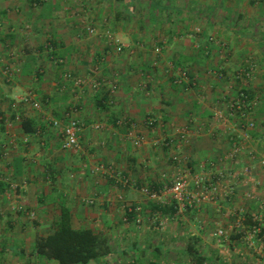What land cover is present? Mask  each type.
<instances>
[{"label":"crops","instance_id":"crops-1","mask_svg":"<svg viewBox=\"0 0 264 264\" xmlns=\"http://www.w3.org/2000/svg\"><path fill=\"white\" fill-rule=\"evenodd\" d=\"M118 37L127 38L118 41L122 51ZM243 89L256 103L232 116ZM27 93L43 112L16 102ZM72 105L84 123L78 151L62 148L60 129L46 119ZM235 143L245 146L235 162H220ZM263 143L264 0H0V264H59L32 251L62 207L74 228L107 237L111 251L98 264H185L164 261L168 249L153 237L189 234L205 244L217 226L230 225L245 192L264 198L263 168L247 182L227 175ZM100 163L114 173L95 171ZM217 168L233 194L171 212L170 176L186 173L194 190L196 176L218 179ZM156 217L176 224L157 229Z\"/></svg>","mask_w":264,"mask_h":264},{"label":"built area","instance_id":"built-area-1","mask_svg":"<svg viewBox=\"0 0 264 264\" xmlns=\"http://www.w3.org/2000/svg\"><path fill=\"white\" fill-rule=\"evenodd\" d=\"M90 33H95V30L91 27L88 28ZM107 36L110 40H115L114 36L111 32L107 31ZM116 50L122 51L123 45L116 41ZM56 62H62V58L54 59ZM181 71V77L187 76L185 70ZM252 72L248 71L245 73V80H249ZM241 75V73H240ZM66 77H69L68 74H65ZM247 78V79H246ZM68 79V78H66ZM85 83V78L78 77L75 79V84L78 86H82ZM94 88L98 89L99 82H93ZM115 83L112 84L111 89L114 90ZM246 96V94H244ZM16 102L30 104L33 108L44 111L42 108V104L39 100L35 99L34 95L31 93L23 94L21 96L15 97ZM242 101V100H241ZM239 97L238 99L231 103L230 107V115L236 116L238 114L246 115L248 112L242 110V103ZM243 100L242 102H244ZM111 102H113L111 100ZM79 108L77 105L69 106L63 113V116L60 118H56L54 116H46V119L54 128H58L61 131L62 135V148L72 151H78L81 148V131L84 128L83 121L75 114H77ZM216 117L221 118L222 115L216 113ZM99 127V125H97ZM257 127V123L254 120H249L248 128L254 129ZM187 131V129H183ZM41 130H37L36 133H40ZM185 134V133H184ZM25 142L28 141V137H25ZM141 141V137L138 136L135 139V143L139 144ZM245 149L243 144L235 143L233 147L226 152L222 158H220V162H235V158L242 153ZM248 157L250 162L243 161L241 167L239 169H233L232 172L227 171V175L231 179L241 178L246 182L251 179L253 170L256 166H259L264 169V143L262 144L261 151H258L255 148L248 150ZM180 157L175 156V159L179 160ZM228 167L223 168L226 170ZM114 168L110 165L106 166L104 163H100L95 166V171H108L112 174L114 173ZM222 170V168H217V176L218 179H205L204 177L196 176L195 178V189L190 190L189 181L186 173L178 174L172 180V183L167 188L169 193L177 202L179 208H186L187 205H201L205 202L210 201H218L221 195L228 196L229 194H233L236 191L234 185L229 182L225 183L226 172ZM121 182L123 185H128L130 183V179L127 177H122ZM258 184V182H256ZM142 191L150 196L155 195V191H152L149 187L144 186ZM246 200H253L255 206L253 208H249L248 206H232L229 211L233 216V220L230 225L227 227L217 226L212 235L218 240L219 243L229 241L233 233H237L239 235V239L243 242L250 250L254 251L260 259V263L264 264V198L261 197L256 189L249 190L244 194ZM129 211H135L133 207H129ZM157 219V217H156ZM170 217L158 218L155 220L159 227H164L166 223L170 220ZM137 222H140V218H136ZM249 220L247 224L246 221ZM37 264V263H36ZM188 264V263H185Z\"/></svg>","mask_w":264,"mask_h":264},{"label":"trees","instance_id":"trees-1","mask_svg":"<svg viewBox=\"0 0 264 264\" xmlns=\"http://www.w3.org/2000/svg\"><path fill=\"white\" fill-rule=\"evenodd\" d=\"M53 59H56V57ZM246 72L247 71L244 73ZM186 75H188V71H186ZM244 94H246V96H244ZM238 97L240 101L245 100L244 102L241 101L242 110L246 112L251 111L253 102L255 101L256 103V100H252V95H249L247 91L243 89L232 99L231 103L235 102ZM172 200L174 203H172L171 212H175L178 209L176 207L177 202L174 199ZM246 223L248 224L249 220H247ZM232 237L239 239L237 233ZM199 242V237L189 235L184 251L194 259L192 261L194 264H207L211 258L204 255L199 250ZM110 251V242L102 232L95 231L91 227L74 228L70 223L69 209L67 207H62L59 217L55 222L54 230L48 234L37 235L32 253L46 261L55 260L59 264H88L91 261L100 259L110 253ZM149 264L158 263L155 260L151 261Z\"/></svg>","mask_w":264,"mask_h":264},{"label":"rangeland","instance_id":"rangeland-1","mask_svg":"<svg viewBox=\"0 0 264 264\" xmlns=\"http://www.w3.org/2000/svg\"><path fill=\"white\" fill-rule=\"evenodd\" d=\"M186 71V70H185ZM181 73V71H180ZM235 76V75H233ZM236 77V76H235ZM234 77V78H235ZM237 78V77H236ZM21 96V95H20ZM219 114V113H218ZM215 118L216 114H215ZM210 174V172H209ZM207 174V177H210V175ZM174 177L170 176V180H173ZM169 179V178H168ZM189 181V180H188ZM191 190V187H190ZM156 193V192H155ZM158 194V192H157ZM221 197H224V195H221ZM169 198V196H168ZM242 200L239 198L238 201ZM243 202V201H242ZM253 200H244V204L246 206L252 207ZM250 204V205H249ZM172 223V222H171ZM167 223L166 226L168 225L169 227L166 230L171 229L172 227L174 228L176 222L173 220V223ZM153 226H157V229H160L161 227H158L157 223H153ZM191 227V226H190ZM209 227V226H208ZM162 229V228H161ZM189 229V228H187ZM156 230V229H155ZM162 236V235H161ZM189 234H185L184 236L180 237H175V238H168L167 236H164L162 238H158V236L155 235L152 239V244L156 245L160 240H163L164 247L168 249L163 256L164 261H167L168 263L170 261H177V262H184L186 263L187 261H191L189 263H192L194 259L187 253L183 252L184 248L187 245ZM210 234L207 235V243L201 244L199 243V250L207 255L208 257H212V261L209 264H261L259 256L252 250H250L243 242H241L240 239L236 238H230L231 240L222 242V246L217 245L219 242L216 243V240L213 239ZM217 245V246H216ZM175 249L176 251L174 252L173 250ZM188 263V264H189ZM81 264V263H78ZM88 264H98L97 260L91 261ZM194 264V263H193Z\"/></svg>","mask_w":264,"mask_h":264},{"label":"clouds","instance_id":"clouds-1","mask_svg":"<svg viewBox=\"0 0 264 264\" xmlns=\"http://www.w3.org/2000/svg\"><path fill=\"white\" fill-rule=\"evenodd\" d=\"M117 39H118V41L127 42V38L126 37H118Z\"/></svg>","mask_w":264,"mask_h":264}]
</instances>
